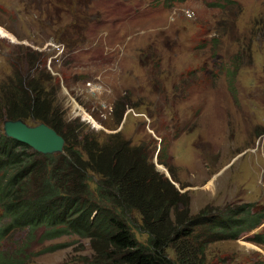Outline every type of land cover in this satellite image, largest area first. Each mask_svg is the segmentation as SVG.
I'll list each match as a JSON object with an SVG mask.
<instances>
[{
	"label": "rangeland",
	"instance_id": "rangeland-1",
	"mask_svg": "<svg viewBox=\"0 0 264 264\" xmlns=\"http://www.w3.org/2000/svg\"><path fill=\"white\" fill-rule=\"evenodd\" d=\"M234 2L237 16L221 37L229 0H0V93L34 73L56 113L45 117L47 125L67 136L64 149L121 132L151 145L156 168L189 193L192 213L250 204L263 213L264 0ZM99 14L102 21L89 26L86 16ZM58 29L87 38L83 48H67L72 52L63 58L51 44L67 46ZM237 51L244 62L236 68ZM26 59L35 61L32 69ZM94 68L99 81L92 91L86 77ZM6 119L12 118L0 109V122ZM133 232L146 242L147 234ZM258 234L264 223L213 240L206 264H264ZM29 235L25 229L0 237V251L26 246L29 264H92L87 239L26 245Z\"/></svg>",
	"mask_w": 264,
	"mask_h": 264
},
{
	"label": "trees",
	"instance_id": "trees-1",
	"mask_svg": "<svg viewBox=\"0 0 264 264\" xmlns=\"http://www.w3.org/2000/svg\"><path fill=\"white\" fill-rule=\"evenodd\" d=\"M229 2L227 7L235 5L234 0ZM227 12L222 16L225 25L221 37L228 33L227 21L237 16L232 7ZM98 19L102 21L101 14L95 19L86 16L89 26ZM47 23L51 24V19ZM230 23L234 29L236 20ZM58 33V39H65L70 49L82 47L87 39L65 36L62 29ZM74 39L77 42L70 45ZM238 52L233 55L236 68L244 62L242 56L236 55ZM26 62L28 70L35 65V61ZM29 75L21 77L16 89L0 93V109L14 120L36 119L48 124V115L56 117L53 103H48L44 86ZM3 121L0 217L6 222L0 225L1 239L25 229L30 232L26 245L76 235L89 241L92 264H206L207 248L213 240L238 238L264 223V212L253 209V204L215 212L207 207L192 213L189 193L178 189L156 168L151 145L134 143L121 132L102 138L87 137L81 149L71 143L64 153L43 154L6 136ZM51 127L67 142L66 135ZM161 150L158 157L163 161ZM170 171L177 180L174 171ZM133 227L147 234L146 242L136 237ZM254 239L262 242L264 234L255 235ZM27 255L26 246L12 253L4 249L0 251V264H29Z\"/></svg>",
	"mask_w": 264,
	"mask_h": 264
},
{
	"label": "water",
	"instance_id": "water-1",
	"mask_svg": "<svg viewBox=\"0 0 264 264\" xmlns=\"http://www.w3.org/2000/svg\"><path fill=\"white\" fill-rule=\"evenodd\" d=\"M2 128L6 136L26 143L40 153L59 154L64 151L65 138L44 122L32 125L24 119H6ZM168 177L171 179L170 175Z\"/></svg>",
	"mask_w": 264,
	"mask_h": 264
},
{
	"label": "built area",
	"instance_id": "built-area-1",
	"mask_svg": "<svg viewBox=\"0 0 264 264\" xmlns=\"http://www.w3.org/2000/svg\"><path fill=\"white\" fill-rule=\"evenodd\" d=\"M52 44V46H54L55 48H58L59 49V54H63V55H65L66 53H65V45L63 44V43H61V42H58V43H51ZM54 56H55V54H54ZM58 58H60L59 56H58ZM95 84H97V83H95Z\"/></svg>",
	"mask_w": 264,
	"mask_h": 264
},
{
	"label": "bare ground",
	"instance_id": "bare-ground-1",
	"mask_svg": "<svg viewBox=\"0 0 264 264\" xmlns=\"http://www.w3.org/2000/svg\"><path fill=\"white\" fill-rule=\"evenodd\" d=\"M97 85H98V84H92V85H90V86H91V89H92V88H97ZM92 91H93V89H92Z\"/></svg>",
	"mask_w": 264,
	"mask_h": 264
},
{
	"label": "clouds",
	"instance_id": "clouds-1",
	"mask_svg": "<svg viewBox=\"0 0 264 264\" xmlns=\"http://www.w3.org/2000/svg\"><path fill=\"white\" fill-rule=\"evenodd\" d=\"M3 129V128H2Z\"/></svg>",
	"mask_w": 264,
	"mask_h": 264
}]
</instances>
